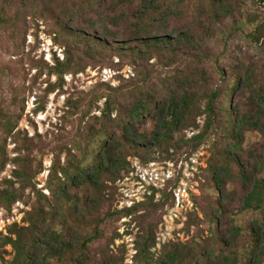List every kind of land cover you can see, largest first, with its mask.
I'll use <instances>...</instances> for the list:
<instances>
[{
	"label": "trees",
	"instance_id": "16d2710c",
	"mask_svg": "<svg viewBox=\"0 0 264 264\" xmlns=\"http://www.w3.org/2000/svg\"><path fill=\"white\" fill-rule=\"evenodd\" d=\"M105 1L76 0L56 9L58 12L55 15L50 10L55 27L69 44L64 47L62 59L55 55L51 64L45 63L47 69L40 64L35 65L37 74H34V80L42 73L46 75L43 97L47 99L56 88H63L66 75L75 77L79 72H84L95 55L127 58L140 70H134L136 73L133 77L136 78H132L133 83L127 86L121 83L110 86L100 82L107 88L101 95L95 92L88 107L84 109L81 118L89 120L84 122V128L81 127L78 139L72 140L70 145L54 149L43 187L37 188L35 182V178L44 170L42 160L36 164L37 156L30 158L29 155H21L25 151L29 152L31 144L22 147L20 141L30 142L32 139L26 132L16 129L21 118L22 102L15 107L17 111H13L11 106L5 109L0 107V173L9 161L6 153L7 139L14 144V152L17 153L11 159L14 164L11 177L0 182V206L10 210L16 202H23L29 208L25 210L20 222L11 223L5 234L0 233V248L4 253H9L5 249L8 246L12 254V258L6 260L5 264H123V256L117 257L111 248L117 234L110 236L102 245H93L104 239L111 220L129 217L144 221L156 190L151 188L148 201L115 210L110 199L113 196L112 185L130 171L128 156L137 153L146 155L148 151L166 155L169 151L173 153L172 149L176 151L183 142L177 134L188 128L197 130L199 125L196 117L203 114L205 119L202 128L188 140L195 149L208 138L211 129L216 128L220 133L219 143L217 149L212 150L215 160L210 163V185L205 188L208 199L196 206L202 217L194 212L193 222L189 225L206 223L209 236L192 237L183 243H169L155 256L150 248L155 245L156 223H148L135 240L134 264L264 262V152L257 156L250 151L242 155V152L245 153L242 145L245 130L252 129L264 135V93L260 92V88L252 86L244 72L242 78L246 88L252 92L247 102L259 99L262 103L250 111L236 103L234 95L241 89V75L224 69L219 64V56H216L214 69L219 79H224L226 75L230 77V92L224 94L229 107L214 105L218 92L212 89L205 94L203 110L200 114L195 112L196 108L191 104L195 91L190 93L188 88H193L191 82L194 86L195 82L187 78L175 80L176 84L167 86L169 96L162 99L154 85L148 84L147 70L141 72L144 62L153 58L169 62L181 45L193 49L197 55L201 54L196 33L184 30L171 39L159 26L167 24L169 5L176 7L186 0H169V4L157 0H112L107 6ZM203 1L208 5L204 7L210 10L213 22H217L220 15L226 17L232 13L231 9L222 7V1L219 4L215 3L217 0ZM259 1L264 3V0ZM131 5L133 9L129 12L117 13L115 10L118 6ZM221 7L223 12L218 13L216 9L220 11ZM198 11L201 9L198 8ZM14 21L1 7L0 24L11 25ZM123 21L128 23L125 28ZM256 21L255 15L247 23L253 26L250 32L256 37L255 40L261 39L264 46V19ZM232 24L234 29L243 28L241 17L232 20ZM122 29L127 32H122ZM154 31L158 33L152 34ZM18 47L19 44H16L15 50ZM84 57L90 60L84 62ZM52 76L56 78L54 82L50 81ZM116 78L120 82L121 77ZM101 100L102 107L98 109L97 106L99 115L89 116ZM79 102L78 98L67 97L64 102L66 108L60 118L68 119L77 114ZM35 110H44L43 105L38 102ZM150 121H153L152 129L148 131L146 127ZM261 148L264 149V145ZM141 157L143 161L147 160L145 156ZM232 167L236 170V179L232 176ZM231 179L241 186L243 194L240 210L258 215L246 226L231 224L220 229L222 218L231 214L227 207L229 195L224 189L230 185ZM27 188L31 194L25 197ZM242 236L244 239H241Z\"/></svg>",
	"mask_w": 264,
	"mask_h": 264
},
{
	"label": "rangeland",
	"instance_id": "374dc122",
	"mask_svg": "<svg viewBox=\"0 0 264 264\" xmlns=\"http://www.w3.org/2000/svg\"><path fill=\"white\" fill-rule=\"evenodd\" d=\"M75 1L0 0V8L3 7V12L15 20L11 25L9 23L0 24V107L5 109L7 106H11L13 111H17L15 107L22 102L23 109L16 129L26 132L32 138L30 142L20 141L22 147L31 144L29 152L25 151L21 155H29L30 158L37 156L36 164L42 160L44 170L35 178L37 188H41L45 184L54 149L70 145L72 140L78 139L80 130L86 126L84 122L89 118H85L83 121L81 115L93 99L94 93L103 94L102 91L104 92L107 88L106 85L117 86L119 83L123 86L130 85L131 79L135 77L133 75L140 70L139 67H134V63L127 58L95 55L90 60L84 57V62L91 61L84 72H79L75 77L70 74L66 75L62 89L56 88L47 99L43 97L47 77L42 73L35 81L34 74L37 73L34 68L36 64H40L47 69L45 63L51 64L55 55L60 59L63 58L64 47L66 48L69 41L55 27L53 15L58 12L61 6H67ZM111 1L106 0L105 5L110 4ZM157 1L162 3L166 1V4H169V0ZM220 1H222V7L231 9L232 13L226 17L220 15L217 22L210 19V10L206 9L208 7H204L208 5L203 0H186L176 7L172 4L169 5L170 14L165 22L167 24L159 26H162L166 36L171 39L175 37V34L184 30L196 33L197 37L195 38L200 44L201 54L197 55L193 49L181 45L171 61L153 58L144 62L141 70V72L144 69L147 70L148 84L154 85L162 99L169 96L170 91L167 86L176 84L175 80L184 78L194 80L195 86L191 82L193 88L190 86L188 88L190 93L195 91L191 104L195 106V112L198 114L203 110L206 92H210L212 89H216L218 92L214 102L215 106L219 104H223L224 107L230 106L224 97L226 92H230V77L228 78L229 75H226L224 79H219L214 69L216 56H219V64L224 69L233 70V74L241 75L239 79L241 89L238 94L234 95L236 103L249 108L248 111L253 110V107L258 108L262 103L259 99L247 102L251 98L252 92L246 88V82L242 78L244 72L247 73L252 86L260 88V92L264 93V46L261 39L255 40L256 37L250 32L253 26L247 23L255 15L256 22L264 19V3L259 0H217L215 3L219 4ZM222 7L220 11L217 9L216 11L223 12ZM119 8L121 9L119 10ZM198 8L201 11H198ZM130 9H133L132 5L118 6L115 10L117 13H122L129 12ZM239 17H241L243 28L234 29L232 20ZM123 22V28L127 27L128 23ZM201 22L203 23L200 26ZM155 27L158 28V25ZM122 32L127 31L122 29ZM151 33L157 34L158 32ZM16 44H19L17 50H15ZM116 76L121 77L120 82ZM55 80L54 76L50 78L51 82ZM101 81L106 85H101ZM199 86L201 87L199 88ZM67 97L78 98L80 104L77 107V114L72 118L62 120L60 116L63 109L66 108L64 102ZM14 100L16 101L15 105ZM38 102L43 105L44 110H35ZM102 102L103 100L97 103L89 116L99 115L98 109L102 107ZM204 119V114L198 115L196 117V123L199 125L197 130L193 131L188 128L177 134L178 139H182L183 142L180 143L181 147L176 151L172 149L173 153L169 151L166 155L160 154L158 151H148L146 155L137 153L127 157L128 170L130 171L112 185L113 196H110L112 208L123 210L136 203L148 201L152 192L151 188H154L156 193L151 205H148L144 221L140 218L133 220L129 217L111 220L104 239L96 242L93 247L106 243L105 241L110 236L117 234L111 245L113 253L119 258L123 256V264H134L135 240L148 223H156L154 228L155 245L150 248V252L155 256H158L162 248L169 243H183L192 237L205 238L209 236L206 223L189 225L193 222L194 212L202 217L196 206L202 205L203 201L208 199V191L205 188L210 185L209 167L210 163L215 160L212 150L217 149L216 145L219 143L220 133L216 128H212L208 138L197 145L195 149V146L193 147L188 140L194 133L199 132ZM152 122L150 121L146 127L148 131L152 129ZM6 143L9 161L4 171L0 173V182L11 177V171L14 168L11 159L17 155L10 139H7ZM242 145L245 149V153L242 152L243 156L247 155L249 151L256 156L262 154L264 152V149L261 148L264 145V135L252 129L245 130ZM141 156H145L147 160L143 161ZM235 174L236 170L232 167L233 178H235ZM230 182V185L228 184L224 189L229 195L227 207L231 214L222 218L223 224H220V229L231 224L246 226L258 215L240 210V198L243 194L240 183H235L233 179ZM25 192V197H28L27 194H31L28 188ZM44 193L47 194V191L44 190ZM166 198L167 201H165ZM27 209H29L28 206L23 202H16L10 210L0 206V233L5 234L6 228L11 223L20 222ZM241 239H244V236ZM245 240L249 241V239ZM5 249L9 253H4L0 248V256L3 257H0V264H5L6 260L12 258L10 247L7 246ZM260 264H264V262Z\"/></svg>",
	"mask_w": 264,
	"mask_h": 264
}]
</instances>
